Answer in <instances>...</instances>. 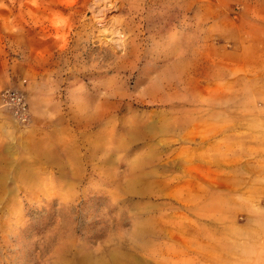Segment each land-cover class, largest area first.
Instances as JSON below:
<instances>
[{"label":"rangeland","instance_id":"374dc122","mask_svg":"<svg viewBox=\"0 0 264 264\" xmlns=\"http://www.w3.org/2000/svg\"><path fill=\"white\" fill-rule=\"evenodd\" d=\"M262 261L264 0H0V264Z\"/></svg>","mask_w":264,"mask_h":264},{"label":"built area","instance_id":"2783aa9c","mask_svg":"<svg viewBox=\"0 0 264 264\" xmlns=\"http://www.w3.org/2000/svg\"><path fill=\"white\" fill-rule=\"evenodd\" d=\"M8 98L9 103L15 106L18 111L26 110V102L24 101L22 95L18 93H10Z\"/></svg>","mask_w":264,"mask_h":264},{"label":"crops","instance_id":"0c3cea01","mask_svg":"<svg viewBox=\"0 0 264 264\" xmlns=\"http://www.w3.org/2000/svg\"><path fill=\"white\" fill-rule=\"evenodd\" d=\"M262 264H264V261H262Z\"/></svg>","mask_w":264,"mask_h":264}]
</instances>
